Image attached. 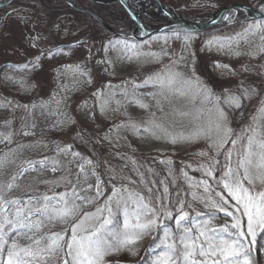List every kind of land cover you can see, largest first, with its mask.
I'll use <instances>...</instances> for the list:
<instances>
[{"label":"rangeland","instance_id":"obj_1","mask_svg":"<svg viewBox=\"0 0 264 264\" xmlns=\"http://www.w3.org/2000/svg\"><path fill=\"white\" fill-rule=\"evenodd\" d=\"M6 1L0 0V3ZM136 1L140 10L138 18L145 26L155 28L158 22L165 21L163 13L162 18L152 21L159 10L147 9L151 2ZM158 1L168 13L176 12L187 21L207 19L231 3L255 7L264 4V0ZM7 5L0 7V99L11 107L7 109L6 106V113L0 115L3 118L0 152L12 153V159L18 162L16 165L25 168H29V162L47 158L40 170L29 168L25 175L17 177L16 183L20 187L13 190V197L24 198L26 192L33 197L70 195L77 184L79 166L84 165L88 178L85 181L81 174L76 188L78 193L96 197L97 177L101 181V195L93 204L85 205L88 211L95 212L96 208L102 207L112 195L113 186L117 189L127 187L129 191L142 194L151 207L158 206L156 197H160L174 217L183 202V210L190 217L183 226L193 227L194 234L195 226L191 220L202 223L212 212L215 217L210 220L211 228L234 231L231 229L232 217L211 206V200L217 199L215 192L220 188L205 175L204 170L210 163L208 157L199 154L207 152L215 156L207 141L172 144L159 130L157 136L161 138L143 130L137 135L131 128L116 126L131 122L143 129L154 119L169 135H186L197 127L214 125L218 118L215 97H219L218 107L227 114L232 138L251 135L246 130L254 125L253 117L257 116L264 98V20H248L244 14H235L231 20L204 31L164 32L136 41L124 36L129 34L130 19L116 0H12ZM12 9L16 12L5 16V13H12ZM85 11L102 19L115 34L101 31L98 21ZM116 18L124 19V24L116 22ZM88 32L91 35L83 39ZM185 34L190 38L186 40ZM80 40L83 41L75 44ZM167 67L185 77L198 79L211 90L213 99L205 101L194 91L188 96L153 99L146 94L159 89L151 84L133 90L134 84H142ZM253 88L258 95L242 99L241 108L225 103L229 95L243 97L245 89L250 92ZM134 99L149 107H139L131 102ZM157 101L163 112L157 107ZM255 126V139H264V119H258ZM212 135L215 136V132ZM66 147H70V153H79V156L73 158L71 154L59 151ZM254 151L259 149L254 146ZM215 158L223 164L224 156ZM258 160L259 157H254V164ZM235 162L234 150L233 167ZM53 166L56 171L52 170ZM93 170L95 176L91 175ZM251 173L256 176L258 169L253 166ZM12 176L6 177L5 185L11 182ZM219 176L216 171L217 179ZM205 181L210 185L207 194L204 192ZM88 185L93 187L89 190ZM149 187L151 198L147 191ZM252 191H264V185L257 179ZM228 199L229 205L234 204ZM205 200L209 201L208 206ZM112 207L115 211V201ZM227 211L239 215L230 206ZM149 218L151 214L144 215L141 222ZM113 220L117 230L123 231L122 210ZM246 221L247 217H243L245 226ZM157 223L171 229L169 243L181 234L175 219L161 217ZM88 224L96 225L97 221L90 220ZM108 227L112 228V225ZM62 230V225L51 229L53 232ZM256 231V243L250 245L249 258L254 264H264V233L259 228ZM163 235L162 227L152 231V236L163 238ZM222 235L231 239L227 232ZM152 236H145L106 255V264H151L155 259L148 250ZM16 241L21 247L30 244L25 236L16 237ZM240 264H243V257Z\"/></svg>","mask_w":264,"mask_h":264},{"label":"snow or ice","instance_id":"obj_2","mask_svg":"<svg viewBox=\"0 0 264 264\" xmlns=\"http://www.w3.org/2000/svg\"><path fill=\"white\" fill-rule=\"evenodd\" d=\"M5 6H8L6 2ZM258 7L261 12H264V4ZM15 12L16 10L12 9V13H5V16ZM247 31L248 29L245 30ZM184 38L187 40L190 35L185 34ZM117 43L120 42L117 41ZM36 59L38 60L39 57ZM149 84L159 89L158 92L146 94L153 99L158 96L164 99L172 96H188L193 91L196 96H203L205 101L213 99L211 90L202 85L198 79L185 77L183 73L173 71L171 67L148 77L142 84H134L133 90L147 87ZM255 95H258L255 88L250 92L245 89L243 97L229 95L225 103L229 107L239 109L242 107V99H250ZM219 99L215 97L218 118L214 125L207 128L197 127L186 135L183 133L169 135L162 124L156 123L154 119L149 120L143 129L131 122L116 127L131 128L137 135L143 130V132L157 136V130H159L165 133L172 144L195 142L201 139L207 141L210 151H214L215 156H224V162L221 164L215 156L207 152L199 153L201 156H207L210 161L204 170L205 175L211 177L220 188L219 192H215L217 199L211 200V206L223 211L226 216L232 217L231 229L234 231L228 232L227 228H211L210 220L215 217V212H212L207 214L208 219L202 223L195 219L191 220L192 225L195 226L194 234L193 227L183 226V222L190 219L189 213L183 210V202H180L181 207L174 217L160 197H156L159 201L158 206L151 207L145 202L142 194L129 191L127 187L117 189L113 186L112 195L107 197L104 205L96 208L95 212L88 211L85 205L93 204L96 197L101 195V181L97 177L96 197L78 193L76 188L80 183L81 174L84 175L85 181L88 178L84 165L79 166L77 184L72 187L70 195L59 193L52 196L43 194L33 197L26 192L24 198L13 197V190L20 187L16 183L17 177L27 172L29 168L35 170L37 165L45 166L47 159L45 158L39 162H29V168H21L16 175L11 177V182L6 185L0 184V264H106L104 260L106 255L118 252L122 246L133 244L145 236H152L153 229L161 227L163 238L152 236V242L149 245L148 250L155 255L151 264H240L241 257H243V264H254L249 258L250 245L256 243L257 228L264 233V191H252L257 179L261 185H264V139H255L257 133L255 122L258 119H264V98L260 101L261 107L257 111V116L253 117L254 125L246 130L252 134L235 138H232V130L228 127L227 114L218 107ZM131 102L138 104L141 108L149 107L138 99ZM157 107L163 112L159 101H157ZM101 111L103 112V106ZM180 115H187V113H180ZM213 132L215 136L212 135ZM157 138L161 137L157 136ZM238 142L240 143L239 148H237ZM254 146L259 151H254ZM234 150L236 153L235 167L232 166ZM59 151L71 154L73 158L79 156V153H70V147ZM254 157H259L255 164ZM4 163L5 161L0 159V169L3 168ZM86 163L91 164V161H86ZM253 166L258 169L256 176L251 173ZM52 170L56 171L55 166ZM216 171L220 173L218 179ZM91 175H96L94 170ZM68 183L71 184V181ZM141 183H144L143 178H141ZM204 185V192L207 194L210 185L206 181ZM92 187L88 185L89 190ZM147 191L151 198L152 189L149 187ZM164 192L167 193V188ZM228 198L234 201V204L229 205ZM113 201H115V211L112 207ZM204 202L208 206L209 201ZM229 206L234 208L235 213L239 215L227 211ZM121 210L124 217L123 231H118L113 217ZM105 212H107L106 216ZM147 214H151V218L141 222V217ZM161 217L175 219L176 228L181 230V234L173 237L171 243L167 242L171 229L157 223ZM243 217H247L246 226ZM90 220L97 221V224L89 225ZM57 225H62L63 230L61 232L51 231ZM109 225H112V228H109ZM225 232L231 239L224 238L222 233ZM20 235H24L30 244L19 246L15 237ZM130 251L135 254L134 250Z\"/></svg>","mask_w":264,"mask_h":264},{"label":"water","instance_id":"obj_3","mask_svg":"<svg viewBox=\"0 0 264 264\" xmlns=\"http://www.w3.org/2000/svg\"><path fill=\"white\" fill-rule=\"evenodd\" d=\"M12 0H7L6 3L8 4ZM143 1V0H140ZM130 0H116V3H118L124 10L125 12L129 15V18L131 21H134L135 24L141 29V35L135 37L136 40H144L149 38L150 36H154L156 34L172 31V30H182V31H190V32H200L204 31L212 26H215L220 23L225 22V16L230 13V14H244L246 15V19L248 20H264V12H261L259 10V7H255L252 5L248 4H243V3H231L223 6L221 9H219L216 13L212 14L209 18L207 19H202L199 21H187L183 19H174L170 14L167 15L168 17L173 21L172 23L165 24L161 27L148 30L146 27L143 25V23L139 20L138 18V12L133 10L132 7L130 6ZM69 3H71L69 1ZM4 3H0V7L4 6ZM89 15H91L94 19L100 21L105 27H108L100 18H98L95 15H92L91 13L85 11ZM115 33V30H112ZM119 34V33H118ZM122 35V34H121ZM124 35V34H123ZM127 36V35H124Z\"/></svg>","mask_w":264,"mask_h":264},{"label":"flooded vegetation","instance_id":"obj_4","mask_svg":"<svg viewBox=\"0 0 264 264\" xmlns=\"http://www.w3.org/2000/svg\"><path fill=\"white\" fill-rule=\"evenodd\" d=\"M144 1V2H143ZM143 1H140V0H138V2H140V3H148V2H151V5H147L146 6V8L147 9H149V10H151V11H153V10H155V9H158L159 10V13H157V16H155V17H153L152 18V21H157V20H159L160 18H162V16H161V13H163V19L165 20L164 22H158L159 24H157L158 26L157 27H155V28H158V27H161V26H163V25H165V24H168V23H172L173 21L168 17V15H167V11L164 9V8H162V6H161V4H160V2L158 1V0H143ZM118 4V3H117ZM122 8V7H121ZM58 10V9H57ZM124 10V9H123ZM84 11V10H83ZM125 11V10H124ZM138 12V11H137ZM140 12V11H139ZM138 12V13H139ZM167 12V13H166ZM174 14H170V13H168V14H170L171 16H172V18H174V19H181L180 18V16H178L177 14H176V12H173ZM128 15V14H127ZM128 18H129V15H128ZM117 20H116V22H119V23H122L121 25H123L124 23V19H121V18H116ZM130 19V18H129ZM102 20V19H101ZM131 20V19H130ZM130 20H129V28L130 29H128V31H129V34L126 36L128 39L129 38H132V39H135V37H137V36H140L141 35V29L135 24V22L134 21H131L130 22ZM98 21V20H97ZM104 22V21H103ZM98 23H99V25L100 26H102L103 27V29L101 30V31H104L105 33H110V34H114V32L112 31L113 30V28H111L109 25V29L107 28V27H105L100 21H98ZM105 23V22H104ZM106 24V23H105ZM107 25V24H106ZM144 25V24H143ZM145 26V25H144ZM127 27V28H128ZM146 27V29H148V30H152V29H155L154 27H147V26H145ZM179 31H182V30H172V31H168V32H179ZM91 35V33L90 32H88V33H86L82 38L84 39V38H86V37H88V36H90ZM136 40V39H135ZM81 41H83V40H80L78 43H80ZM136 41H138V40H136Z\"/></svg>","mask_w":264,"mask_h":264},{"label":"trees","instance_id":"obj_5","mask_svg":"<svg viewBox=\"0 0 264 264\" xmlns=\"http://www.w3.org/2000/svg\"><path fill=\"white\" fill-rule=\"evenodd\" d=\"M99 28H101V30L103 29V27L102 26H100V25H97ZM7 84L9 85V83L7 82ZM28 92V90L26 91V93ZM7 104V105H6ZM6 106H7V109L8 108H10L11 106L8 104V103H6V101H2L1 99H0V115L1 114H4V112L6 113V111H7V109H6V111H5V108H6ZM29 110H32V107H31V109L29 108ZM38 114H40V112L38 113ZM38 116V115H37ZM0 117H2V116H0ZM3 119V118H2ZM2 119L0 118V122L2 121ZM4 121V120H3ZM94 135V134H93ZM87 150H88V152H90L91 151V149L89 148V145L87 144ZM12 154V153H11ZM10 154V152L9 153H3V152H0V159H2V160H4L5 161V163H4V166H3V168L2 169H0V184H4L5 183V179H6V177H8L9 176V174L10 175H16L19 171H20V169L21 168H25V167H21V166H17L16 164H18V162L17 161H15L14 159H12L13 158V154L11 155ZM15 163V164H14ZM35 170H40V166L39 165H37V167L35 168ZM34 170V171H35ZM24 175H25V173H24ZM23 175H21V176H18V178L20 177H22ZM23 198V197H22ZM17 237H24V235H20V236H17ZM16 238V237H15ZM259 263H262L261 261H258ZM257 261L255 262V263H258Z\"/></svg>","mask_w":264,"mask_h":264},{"label":"bare ground","instance_id":"obj_6","mask_svg":"<svg viewBox=\"0 0 264 264\" xmlns=\"http://www.w3.org/2000/svg\"><path fill=\"white\" fill-rule=\"evenodd\" d=\"M130 6L132 7V9L133 10H135V11H140V10H138L139 8H137V1L136 0H130ZM235 16V14H230V13H228L225 17H228V19H224L225 21H229V20H231L233 17Z\"/></svg>","mask_w":264,"mask_h":264}]
</instances>
